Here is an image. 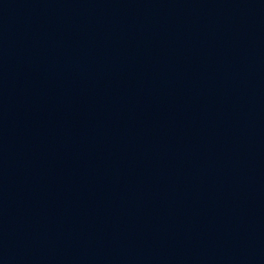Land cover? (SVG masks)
Listing matches in <instances>:
<instances>
[{
    "label": "water",
    "instance_id": "1",
    "mask_svg": "<svg viewBox=\"0 0 264 264\" xmlns=\"http://www.w3.org/2000/svg\"><path fill=\"white\" fill-rule=\"evenodd\" d=\"M0 264H264V0H0Z\"/></svg>",
    "mask_w": 264,
    "mask_h": 264
}]
</instances>
